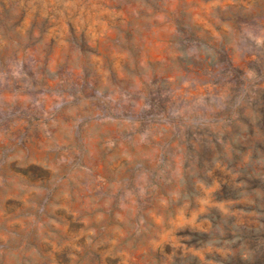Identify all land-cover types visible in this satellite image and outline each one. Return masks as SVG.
<instances>
[{
  "label": "rangeland",
  "instance_id": "rangeland-1",
  "mask_svg": "<svg viewBox=\"0 0 264 264\" xmlns=\"http://www.w3.org/2000/svg\"><path fill=\"white\" fill-rule=\"evenodd\" d=\"M0 264H264V0H0Z\"/></svg>",
  "mask_w": 264,
  "mask_h": 264
},
{
  "label": "trees",
  "instance_id": "trees-1",
  "mask_svg": "<svg viewBox=\"0 0 264 264\" xmlns=\"http://www.w3.org/2000/svg\"><path fill=\"white\" fill-rule=\"evenodd\" d=\"M206 159V158H205Z\"/></svg>",
  "mask_w": 264,
  "mask_h": 264
}]
</instances>
